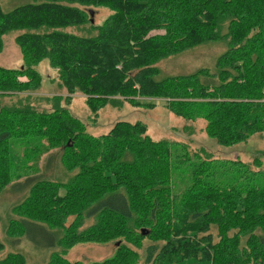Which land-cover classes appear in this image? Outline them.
Returning <instances> with one entry per match:
<instances>
[{
  "label": "trees",
  "instance_id": "obj_1",
  "mask_svg": "<svg viewBox=\"0 0 264 264\" xmlns=\"http://www.w3.org/2000/svg\"><path fill=\"white\" fill-rule=\"evenodd\" d=\"M94 8L111 13L94 23ZM8 34L22 62L0 66V191L22 168L15 140L35 163L61 149V163L74 173L67 181L26 174L12 184L29 189L0 230V251L14 247L0 264H26L18 248L26 241L50 250L45 264H85L65 255L78 243L110 240L115 253L88 264H264V185L249 184L263 169L239 159L217 167L209 153L189 151L190 141L153 139L141 121L119 120L95 136L68 108L82 94L95 122L107 105L151 109L162 99L189 137L199 119L220 146L264 132V0L0 4V53ZM212 44L223 48L212 67L164 75L158 66ZM43 59L57 70L58 94L39 93ZM30 142L39 148L29 152ZM173 145L182 149L174 157ZM193 158L188 185L176 190L172 166ZM233 165L235 182L215 178L221 171L231 177Z\"/></svg>",
  "mask_w": 264,
  "mask_h": 264
},
{
  "label": "rangeland",
  "instance_id": "obj_2",
  "mask_svg": "<svg viewBox=\"0 0 264 264\" xmlns=\"http://www.w3.org/2000/svg\"><path fill=\"white\" fill-rule=\"evenodd\" d=\"M29 0H0V4L4 10H10L16 6L24 4ZM95 12L92 15L94 23H100L102 20L111 13L106 8H94ZM88 25V24H87ZM87 25L79 28H87ZM75 31L74 28L71 29ZM80 29L78 32L80 33ZM4 47L0 53V66L18 68L21 66L20 50L14 38L11 34L3 37ZM223 51L219 45L198 46L187 51L186 53L178 54L176 56H170L158 63V66L162 69V73L165 74H187L195 71L199 67H212L217 56ZM37 70L42 76V85L39 89V93L53 94L59 93L56 81L58 78L57 70L52 68L47 59H43L37 66ZM61 93H64L62 91ZM155 107L146 109L142 107H133L128 103H123L122 107H113L107 105L102 108L97 120L94 122L91 118L90 111L84 102V96L76 93L72 95L71 101L68 104V108L72 114L80 118L86 126V132L89 134L98 136L108 132L111 126L119 120H127L130 122L141 121L147 125L148 134L153 139H159L161 137L171 138L177 142L188 144L189 151H200L202 149L206 153H209L212 160V165L215 166H228L235 163L236 159H239L242 163H248L251 170H264V132L255 133L251 135L247 141L241 142L232 146H220L215 140L209 138L203 131L204 121L199 119L193 123L194 134L190 137L183 132V125L185 122L182 118H179L169 112L164 106L162 99H155ZM14 152L21 159L18 166H22L20 170H17L14 180L17 183L24 180V175H31L32 173L40 174L50 180L67 181L69 176L74 172H69L64 168V165L60 161L61 149H53L48 153H42L37 162L34 159L29 158L23 146H26L24 142L15 140ZM30 151L32 148H39V144L30 142L28 143ZM13 147V146H12ZM182 151L178 145L172 146V157L178 155ZM33 154V153H32ZM203 155V154H202ZM28 156V157H27ZM261 161V166H257L255 159ZM196 160L193 158L184 165L172 166V177L175 182V188L183 189L185 185H188L190 181V169ZM236 165L232 167L231 177L228 178L229 173L219 172L215 178L221 183L229 184L236 180V175L239 174L235 171ZM238 166V165H237ZM244 168V167H243ZM26 175V176H27ZM0 191V230L6 226L8 217L11 215V208L15 203H18L28 193V185L26 187H16L11 189L12 184ZM249 184L263 186L264 176L259 175L256 178L249 181ZM0 231V232H3ZM5 239H3L4 241ZM3 250L0 251V258L6 256L8 250H12L14 247L6 244ZM117 242L110 240L104 243L86 242L78 243L73 246L65 255L69 261H81L88 264L91 262L102 261L111 257L116 250ZM25 255L26 264H45L48 261L50 250L36 249L31 243L26 241L19 247ZM17 248V249H18Z\"/></svg>",
  "mask_w": 264,
  "mask_h": 264
},
{
  "label": "water",
  "instance_id": "obj_3",
  "mask_svg": "<svg viewBox=\"0 0 264 264\" xmlns=\"http://www.w3.org/2000/svg\"><path fill=\"white\" fill-rule=\"evenodd\" d=\"M90 14H91V16H92V15H93V12L91 11Z\"/></svg>",
  "mask_w": 264,
  "mask_h": 264
}]
</instances>
